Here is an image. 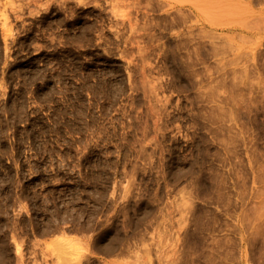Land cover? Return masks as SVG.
Wrapping results in <instances>:
<instances>
[{"label": "rangeland", "instance_id": "374dc122", "mask_svg": "<svg viewBox=\"0 0 264 264\" xmlns=\"http://www.w3.org/2000/svg\"><path fill=\"white\" fill-rule=\"evenodd\" d=\"M0 264H264V0H0Z\"/></svg>", "mask_w": 264, "mask_h": 264}]
</instances>
